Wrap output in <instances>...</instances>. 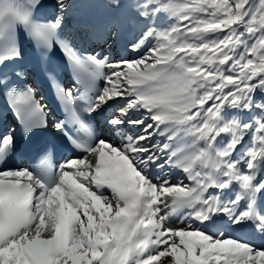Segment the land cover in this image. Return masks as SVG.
<instances>
[{"label": "snow or ice", "instance_id": "1", "mask_svg": "<svg viewBox=\"0 0 264 264\" xmlns=\"http://www.w3.org/2000/svg\"><path fill=\"white\" fill-rule=\"evenodd\" d=\"M101 7L85 38L131 27L135 58L77 47L73 0H0V98L24 141L46 130L21 33L45 64L59 49L73 80L51 128L74 153L50 170L53 143L20 168L25 146L0 130V264H264V0Z\"/></svg>", "mask_w": 264, "mask_h": 264}, {"label": "rangeland", "instance_id": "2", "mask_svg": "<svg viewBox=\"0 0 264 264\" xmlns=\"http://www.w3.org/2000/svg\"><path fill=\"white\" fill-rule=\"evenodd\" d=\"M73 2H74V9L70 13V18L68 20V24L66 25V28L71 29L70 33L73 36H80V37H82V39H85V30L86 29H91L95 26H98L97 23L100 20L104 19L105 17L108 18V10L104 7H102L101 10H100V7H98V8H96L95 11L92 12V10L96 6V4H100V6H101L103 4H106L107 0H73ZM123 2H127V0H123ZM88 18H89V20H88ZM87 20L89 22L88 28H82V30L79 31V27H77V28H75L73 26L71 27L72 23L77 22V24H78L80 22L82 24L83 22H85ZM166 20H168V19H166ZM90 24L92 26H90ZM133 33H134V30L131 31L130 35H128V41H130L132 39ZM124 36H125V33H124L123 37ZM85 40H88V39H85ZM128 44H129V42H128ZM109 45H110L109 42L107 44H105L106 47ZM114 51H116V49ZM244 118L246 119L247 117H244ZM249 140H250V138L246 139L245 144H247L249 142ZM178 176H182V174L173 171L171 178L173 180H175L178 178ZM185 183H187L186 180H185ZM168 223L171 224L174 228L183 226L181 224V221L177 217L170 218ZM233 235H236V233H233Z\"/></svg>", "mask_w": 264, "mask_h": 264}, {"label": "bare ground", "instance_id": "3", "mask_svg": "<svg viewBox=\"0 0 264 264\" xmlns=\"http://www.w3.org/2000/svg\"><path fill=\"white\" fill-rule=\"evenodd\" d=\"M98 7H100V10H101L102 7L100 6V4H96V6L93 8L92 12L95 11L96 8H98ZM106 19H107V17H105L104 19L99 21L97 23V25H100V24L104 23L106 21ZM164 19H165V22H169L168 20H166L167 18H164ZM88 20H89V18H88ZM88 20L83 22L82 24L80 22L78 24L75 23L74 27L77 28V27L81 26L80 27L81 29L82 28H88L89 27ZM90 26H92V25L90 24ZM133 30L134 29H132L131 27H127V26L124 27L122 29L121 38L118 41H116L115 43L110 38L109 41H108L110 45L106 47L105 44H103V48H101L100 42H91L89 40H85L86 38L82 39V38L79 37V38L75 39V43H76L77 47H81V48H91L93 46H96V50L97 51L103 50L104 53L106 55H110V57L112 59H120V58L133 59V58L136 57V53H133V52L130 51V47H129L130 44H128V42H129L128 41V35H130L131 31H133ZM65 31L68 33L67 28H65ZM124 33H125V36L123 37ZM125 44L127 45V47L124 49L123 46ZM115 49H116V51H114ZM142 54L143 53H141V55ZM168 225L173 227L169 223H168ZM237 233H239V232H237ZM239 234L246 235L245 233H239Z\"/></svg>", "mask_w": 264, "mask_h": 264}]
</instances>
